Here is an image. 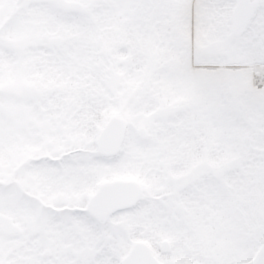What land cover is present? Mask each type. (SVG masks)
<instances>
[{"label":"snow or ice","instance_id":"1","mask_svg":"<svg viewBox=\"0 0 264 264\" xmlns=\"http://www.w3.org/2000/svg\"><path fill=\"white\" fill-rule=\"evenodd\" d=\"M0 264H264V0H0Z\"/></svg>","mask_w":264,"mask_h":264}]
</instances>
